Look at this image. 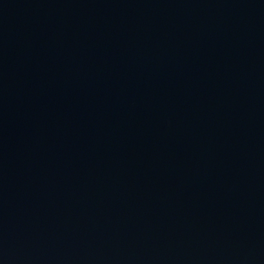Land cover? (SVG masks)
<instances>
[{
	"label": "water",
	"instance_id": "95a60500",
	"mask_svg": "<svg viewBox=\"0 0 264 264\" xmlns=\"http://www.w3.org/2000/svg\"><path fill=\"white\" fill-rule=\"evenodd\" d=\"M0 264H264V0H0Z\"/></svg>",
	"mask_w": 264,
	"mask_h": 264
}]
</instances>
